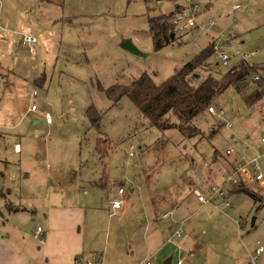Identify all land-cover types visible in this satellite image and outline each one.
Instances as JSON below:
<instances>
[{
  "label": "rangeland",
  "instance_id": "obj_1",
  "mask_svg": "<svg viewBox=\"0 0 264 264\" xmlns=\"http://www.w3.org/2000/svg\"><path fill=\"white\" fill-rule=\"evenodd\" d=\"M200 1L198 20L214 19L215 24L176 32L155 48L148 18L171 10V0H0V189L8 198L36 204L47 185L46 195H51L58 175L74 168L83 175L90 169L89 178L101 181L102 198L111 201L124 187L123 195L141 197L147 213L161 220L169 218L163 212L172 210L170 203L149 206L150 201L159 194L173 197L175 185L186 186L194 199L215 194L211 185L229 186L219 169L236 160L239 143L249 140L251 129L259 141L263 136L264 93L248 104L230 86L211 103L216 112L206 108L184 131L151 123L128 95L114 101L98 85L127 83L146 71L160 83L212 39L224 50L245 53L251 63L264 64V0ZM236 3L241 6L233 8ZM25 32L36 38L33 52L20 42ZM127 38L143 53L125 48ZM207 61L197 68L198 76L224 73L242 58L237 53L224 64L213 52ZM262 78L264 68L252 73L246 93L260 86L264 90ZM32 101L35 110L28 109ZM91 105L102 111L99 126L87 116ZM169 118L177 122L173 113ZM98 137L103 140L100 152ZM230 145L234 151L227 154ZM258 165V170L250 166L251 172L264 175V156L258 155ZM245 183L262 195L263 204L261 180ZM230 198L235 207L250 211L240 226L250 248L264 246V204L244 192Z\"/></svg>",
  "mask_w": 264,
  "mask_h": 264
},
{
  "label": "crops",
  "instance_id": "obj_2",
  "mask_svg": "<svg viewBox=\"0 0 264 264\" xmlns=\"http://www.w3.org/2000/svg\"><path fill=\"white\" fill-rule=\"evenodd\" d=\"M255 131L250 130L246 143L242 138L245 148L239 146L235 159H249L255 152L264 156ZM80 170L55 177L51 195H46L47 185L45 197L36 204L13 201L0 189V264H139L146 255L152 256V264H168L169 256V264L179 257L184 264H264V249L253 262L260 244L251 249L248 235L241 233L242 219L250 211L231 201L237 193L233 184L223 187L227 198L216 193L208 201L194 199L186 186L175 185L173 197L159 194L150 201L149 206L167 201L172 207L163 212L168 219L157 220L141 197L131 200L121 194L122 205L113 207V199L99 193L101 181L89 178L90 169L83 175ZM105 174L102 170L101 177ZM182 221L183 232L176 235ZM38 225L42 240L34 235Z\"/></svg>",
  "mask_w": 264,
  "mask_h": 264
},
{
  "label": "trees",
  "instance_id": "obj_3",
  "mask_svg": "<svg viewBox=\"0 0 264 264\" xmlns=\"http://www.w3.org/2000/svg\"><path fill=\"white\" fill-rule=\"evenodd\" d=\"M173 14L174 10H169L149 15L150 32L155 48L163 47L175 37L171 36L172 32L176 33L175 24L172 22ZM213 52H215L214 39L210 40L193 58L160 83H157L153 76L146 71L127 83L116 82L109 86L99 83L98 85L114 101H118L123 95H128L151 123L161 128L178 127L186 131L187 124L204 112L230 86L243 93L248 104L255 103L263 96L264 90L261 86L247 94L246 85L247 78L252 73H259L260 69L264 68V64L259 65L242 59L240 63L224 73L215 75L209 72L207 75H199V77L196 74L197 68L205 67L207 59ZM262 79L264 80V78ZM171 113L176 115L177 122H170L169 115ZM87 116L94 125L99 126L102 111L91 105L87 109ZM101 142L103 140L98 137L97 149L99 152L102 151L100 149ZM105 152H108V149ZM233 187L234 191L244 192L255 201H259L260 205L264 204L261 203L262 195L251 189L244 180L233 184Z\"/></svg>",
  "mask_w": 264,
  "mask_h": 264
},
{
  "label": "built area",
  "instance_id": "obj_4",
  "mask_svg": "<svg viewBox=\"0 0 264 264\" xmlns=\"http://www.w3.org/2000/svg\"><path fill=\"white\" fill-rule=\"evenodd\" d=\"M171 1H173L172 10H174V14L172 16V22L175 24L176 32L189 31V29H193L197 26L208 29L210 26L214 25L216 22L214 19H211L209 22H205V23L204 22L201 23L198 20V14L202 10V4L200 0H171ZM240 6L241 4L239 3L233 4V8H238ZM215 40L216 39H214V50L215 52L219 54L221 61L224 64H228L231 57L237 53L240 54L242 59L247 60V55L245 53L241 52L240 50H236L234 52H229L227 50H224L221 48L220 43L217 40L216 41ZM20 42L24 46H26L30 52L34 51V43L36 42V38L33 34L26 33V32L22 33ZM224 45L226 47H229L230 42H227ZM254 76L255 78L260 77L259 74H256ZM36 93H37L36 90L32 91V95H36ZM28 109L29 110L36 109V104L34 101L30 103V105L28 106ZM209 110L211 112H216V109L213 105L209 106ZM220 112H222V110ZM218 114L220 115V113ZM46 121H51V117H49L47 113H46ZM228 125H230V122H228ZM260 144L264 148V135L261 136L260 138ZM239 145L242 148H245L243 141L242 143L240 142ZM225 151L227 154H231L234 151V147L230 145L225 149ZM250 166H252L255 170H258V167H259L258 155L254 157H250L249 159L245 161L236 159L233 161V163L229 162L227 165L221 167L219 169V173L224 177L223 183L229 182L231 184H235L239 182L240 180L252 181L255 179L256 180L262 179L263 177L262 172L255 171L254 173H252ZM211 189L213 190L215 194L218 193L226 197L224 188L222 186L211 185ZM119 192L122 194L124 192V187H119ZM198 196L201 201H208L210 200V197H211V195L206 196L204 193H200ZM123 200H124L123 196L115 197L112 201L113 207L115 208L120 207L123 203ZM226 203L228 205L232 204L231 201L228 199L226 200ZM165 214L167 215L168 212H166ZM40 231H41V227L40 225H38L35 229L34 235L39 237L40 240H42V237H40ZM182 232H183V221L180 224V226L175 230L176 235H180ZM263 249H264L263 245H259V247L256 248V254L253 257V262L258 258L259 253ZM88 263H92V262L88 260ZM152 263H153L152 256L146 255L145 257L141 259L139 264H152ZM175 264H184V258L179 257L176 260Z\"/></svg>",
  "mask_w": 264,
  "mask_h": 264
},
{
  "label": "water",
  "instance_id": "obj_5",
  "mask_svg": "<svg viewBox=\"0 0 264 264\" xmlns=\"http://www.w3.org/2000/svg\"><path fill=\"white\" fill-rule=\"evenodd\" d=\"M171 36L172 37H174L175 36V33L174 32H172L171 33ZM122 45L125 47V48H127V49H129V50H131V51H133V52H135V53H143L142 51H141V49L134 43V41L131 39V38H127V39H125L124 41H123V43H122ZM197 75H198V73H196ZM255 219H256V216H253L252 217V224H254V222H255ZM172 262V256H169L168 258H167V260H166V263H171Z\"/></svg>",
  "mask_w": 264,
  "mask_h": 264
}]
</instances>
